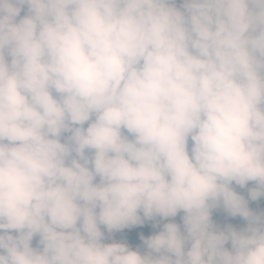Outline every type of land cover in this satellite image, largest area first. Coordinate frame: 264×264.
I'll use <instances>...</instances> for the list:
<instances>
[{"label":"clouds","instance_id":"obj_1","mask_svg":"<svg viewBox=\"0 0 264 264\" xmlns=\"http://www.w3.org/2000/svg\"><path fill=\"white\" fill-rule=\"evenodd\" d=\"M261 198L264 0H0V264H264Z\"/></svg>","mask_w":264,"mask_h":264},{"label":"trees","instance_id":"obj_2","mask_svg":"<svg viewBox=\"0 0 264 264\" xmlns=\"http://www.w3.org/2000/svg\"><path fill=\"white\" fill-rule=\"evenodd\" d=\"M23 15V13H22ZM246 195V194H245ZM253 210L255 211H261L264 210V198H261L260 200L256 202H250L249 205ZM182 215V213L180 214ZM213 221L218 224L221 228L225 227L228 224H231L233 227H236L237 229L242 228L245 226V221H243L242 218L236 217V218H230L228 217L222 210H216L213 212ZM176 222L180 223L179 215L176 218ZM159 229H153L151 227V222L147 223L145 226L137 227L134 229H125L122 233H118L119 237H127V242L135 248L136 246H139L141 244V241L139 239V235L142 233L145 237L148 235L153 234L155 231H158ZM133 240V241H132ZM111 242V241H107ZM35 246V240L33 242Z\"/></svg>","mask_w":264,"mask_h":264}]
</instances>
